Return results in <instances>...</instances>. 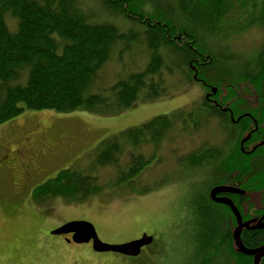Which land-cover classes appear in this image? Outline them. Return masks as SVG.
Here are the masks:
<instances>
[{"label":"trees","instance_id":"trees-1","mask_svg":"<svg viewBox=\"0 0 264 264\" xmlns=\"http://www.w3.org/2000/svg\"><path fill=\"white\" fill-rule=\"evenodd\" d=\"M225 27L240 34L253 28L264 31V0H0V125L28 111L116 116L141 99L163 97L167 77L177 74L189 83H202L205 90L220 86V94H240L239 86H254L261 107L253 114L259 118L264 115V44L257 54L243 59L221 52ZM249 58L253 62L247 64ZM223 64L238 66L240 84L219 78ZM108 67L112 72L104 78L101 74ZM230 98L224 99L234 102ZM227 102L238 117L240 112ZM211 119L224 126V144L185 157L187 168L216 166L212 172L217 176L212 175L205 190L219 181L233 182L231 173L259 181L254 161L241 154L250 123L236 125L204 98L195 112L156 116L106 139L88 168L60 171L34 189L33 201L84 202L105 189L99 172L107 167L119 172L118 184L137 178L156 157L142 149L159 146L177 128H204ZM208 215L202 219L214 226Z\"/></svg>","mask_w":264,"mask_h":264},{"label":"rangeland","instance_id":"rangeland-1","mask_svg":"<svg viewBox=\"0 0 264 264\" xmlns=\"http://www.w3.org/2000/svg\"><path fill=\"white\" fill-rule=\"evenodd\" d=\"M10 27L15 28L11 21ZM225 28L227 37L222 40L221 52L237 53L243 59L257 54L264 44L262 29L240 34L231 27ZM249 59L247 64L253 62ZM111 69L108 67L101 76L112 72ZM219 78L236 86L242 80L241 70L236 65L223 64ZM166 81L168 89L163 97L155 101L141 99L116 116L84 111H28L0 125V264H175L179 259L192 264L203 257L202 247L212 222L202 219L207 213L198 211L196 201L213 181L209 171L216 166L209 163L187 168L184 158L202 148L224 144V126L213 119L206 127L193 131L177 128L174 136L159 146L142 149L148 157H156L137 178L118 184L115 177L119 172L107 167L99 172L105 189L84 202L56 198L37 205L33 201L34 189L60 171L88 168L106 139L156 116L199 109L207 92L202 83H189L178 74L168 76ZM244 86L252 92L245 90L252 107L257 102L255 88L253 91L249 84ZM213 89L222 91L220 86ZM223 93L233 96L228 91ZM30 148L40 155L35 168L40 167L41 173L36 181L18 187L13 173L18 168H8ZM129 153L130 150L125 159ZM74 221L92 223L100 240L108 245L128 243L143 234L155 237L156 241L139 256L129 257L115 252L97 253L92 244L68 243L64 235H51L53 230ZM180 229L186 232L188 241L179 240L176 232Z\"/></svg>","mask_w":264,"mask_h":264},{"label":"flooded vegetation","instance_id":"flooded-vegetation-1","mask_svg":"<svg viewBox=\"0 0 264 264\" xmlns=\"http://www.w3.org/2000/svg\"><path fill=\"white\" fill-rule=\"evenodd\" d=\"M244 72L245 68L242 74ZM199 81L202 80L199 79ZM212 87L214 86L208 85L204 96L211 107H218L224 114H229L231 121L236 125L241 121L243 125L250 123L248 134L240 144L241 154L254 161L259 181L252 177L248 179L252 181H245L244 178L240 180L236 173H231L233 182L222 183L218 180L220 183H213L205 193L198 194L196 207L199 206L201 212L209 213L208 216L213 220L214 226L210 228V233L205 237L202 247L203 257L192 264H264V115L261 113L259 118H256L253 114L259 112L256 110L261 107L260 96L250 85L257 98L256 105L251 107L248 100L250 95H246L244 85L240 90L241 95L234 94L230 98L234 102L225 101L224 98H229V95L220 94L216 89L212 90ZM249 93L252 94L251 91ZM241 98L244 102H241ZM224 101L240 112L238 117L234 116V110L226 106ZM254 135V142L249 144ZM39 158L38 152L30 148L26 155L23 154L19 158V162L17 161L14 166L12 164L8 168L10 171L18 168L13 171L14 183L18 187L37 180L36 176L41 173V169L40 167L35 168V163H37L36 160L39 161ZM212 170H210L211 174L216 177L217 174ZM16 180L20 183H16ZM219 187L225 190L216 192L214 195ZM236 211L240 215L241 222ZM185 233L182 229L176 232L180 241H188V235ZM237 236L240 237V245L237 244ZM64 237L68 243L74 242L73 234L64 235ZM155 241L154 237V241L148 246H153ZM183 251L181 250V255ZM183 260L179 259L175 264H187Z\"/></svg>","mask_w":264,"mask_h":264},{"label":"water","instance_id":"water-1","mask_svg":"<svg viewBox=\"0 0 264 264\" xmlns=\"http://www.w3.org/2000/svg\"><path fill=\"white\" fill-rule=\"evenodd\" d=\"M225 188L219 187L216 192L223 191ZM239 221L241 218L236 211ZM73 234V241L78 244H88L92 242L93 249L97 253L115 252L129 257H137L141 254L142 249L150 245L154 238L144 234L141 239L130 241L119 245H108L102 242L98 236L95 226L86 221H74L67 223L51 232V235H68ZM237 244L240 245V237L237 236Z\"/></svg>","mask_w":264,"mask_h":264}]
</instances>
